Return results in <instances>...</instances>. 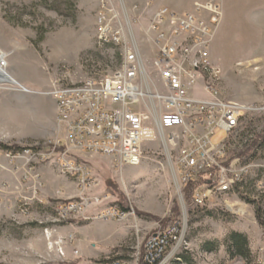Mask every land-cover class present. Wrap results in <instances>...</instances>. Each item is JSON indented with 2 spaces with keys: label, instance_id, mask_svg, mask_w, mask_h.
I'll use <instances>...</instances> for the list:
<instances>
[{
  "label": "rangeland",
  "instance_id": "1",
  "mask_svg": "<svg viewBox=\"0 0 264 264\" xmlns=\"http://www.w3.org/2000/svg\"><path fill=\"white\" fill-rule=\"evenodd\" d=\"M209 2L220 12L209 46L222 74L220 92L239 105L262 107L257 125L264 128V0L197 3ZM194 5L176 11L157 0H0V64L17 82L0 83V145L9 148L0 149V264H258L264 229L255 210L264 212V194L251 189L254 178L239 187L240 201L229 195L230 187L203 206H191L164 156L167 146L147 144L138 165L121 167L111 156L66 148L65 124L58 120L55 87L105 76L119 65L117 50L96 42L101 18L122 27L155 82L149 30L154 14L164 7L183 14ZM247 139L243 131L229 140L226 159L244 153L241 160L264 165V139L253 145ZM62 152L89 168V185L59 172ZM73 202L78 204L71 216L57 215L58 206ZM112 209L118 210L113 217L107 212ZM165 227L172 233L165 247L154 249L152 235ZM232 231L246 236L247 260L228 253L225 240Z\"/></svg>",
  "mask_w": 264,
  "mask_h": 264
},
{
  "label": "built area",
  "instance_id": "2",
  "mask_svg": "<svg viewBox=\"0 0 264 264\" xmlns=\"http://www.w3.org/2000/svg\"><path fill=\"white\" fill-rule=\"evenodd\" d=\"M203 11L208 19L202 18ZM219 14L215 2L195 3L192 11L183 14L166 7L154 14L149 30L154 33L150 73L155 82L142 69L138 50L129 46L122 27L109 26L101 18L96 42L115 48L119 65L105 76L85 77L53 89L58 120L65 124L66 148L111 156L122 167L138 164L147 144L165 145L168 152L164 156L174 164L182 192L190 185L194 206L221 196L223 185H231L229 195H242L239 187L246 179L254 178L251 189L264 194V165L245 162L238 154L229 160L225 156L229 140L240 132L253 145L260 141L255 138L264 128L257 125L262 107L237 105L220 92L221 70L209 55L212 27ZM217 135L220 138L214 141ZM175 140H182V147H175ZM65 153L57 160L59 172L72 178L75 172H82V186L89 185L93 179L89 168L73 153L69 158ZM77 204L58 206L57 215L71 216ZM238 211L239 215L246 213ZM107 212L113 217L118 210ZM263 217L261 212L262 229ZM171 233L165 227L152 235L156 239L152 247H165ZM256 253L257 263L264 264V247Z\"/></svg>",
  "mask_w": 264,
  "mask_h": 264
},
{
  "label": "trees",
  "instance_id": "3",
  "mask_svg": "<svg viewBox=\"0 0 264 264\" xmlns=\"http://www.w3.org/2000/svg\"><path fill=\"white\" fill-rule=\"evenodd\" d=\"M259 138L264 139V134L261 136H256L255 140H259ZM0 149H3L5 151L9 150V148L5 145H0ZM22 150L23 149L18 148L16 152H20ZM249 152H251V151L249 150ZM238 154L240 156H243L244 153H238ZM190 190H191L190 185L185 187L184 195H187L186 198L188 199V202H190V205L194 206L191 203V196L192 195H190ZM244 200H246L247 202H252V203L256 202L255 200L248 199L247 197H244ZM259 213H260V209L256 208V217H257L260 225H263V221H261V216H259ZM225 243L227 246V251L231 256L241 257L242 259H245V260L248 259L250 252H249V247H248V241H247V238L245 235H243L242 233H239L237 231H232L228 234V236L225 240ZM206 245L208 246L207 247L208 250L213 249L211 247V246H213L212 243H207ZM179 258H181V257H179ZM184 260H186V259H184ZM109 263L112 264V263H114V261L109 262ZM157 263H158V260H155V261H150V260L144 261L143 260L141 262V264H157ZM173 264H180V262L178 260H175Z\"/></svg>",
  "mask_w": 264,
  "mask_h": 264
},
{
  "label": "bare ground",
  "instance_id": "4",
  "mask_svg": "<svg viewBox=\"0 0 264 264\" xmlns=\"http://www.w3.org/2000/svg\"><path fill=\"white\" fill-rule=\"evenodd\" d=\"M4 56H5V54L0 51V60ZM4 82L10 83V84H17V82L10 77V75L6 72V70L0 64V83H4ZM237 105H239V104L237 103ZM175 147H182V140H175ZM140 161H141V159H138V164L140 163ZM138 164H134L133 166H136ZM75 177L77 178V181L80 182V184L83 183L82 172H75ZM230 187H231V185H223L221 188V191L227 190ZM222 193L223 192H221V194Z\"/></svg>",
  "mask_w": 264,
  "mask_h": 264
},
{
  "label": "crops",
  "instance_id": "5",
  "mask_svg": "<svg viewBox=\"0 0 264 264\" xmlns=\"http://www.w3.org/2000/svg\"><path fill=\"white\" fill-rule=\"evenodd\" d=\"M197 2H200V0H157L158 4L162 3L176 11L190 9Z\"/></svg>",
  "mask_w": 264,
  "mask_h": 264
}]
</instances>
